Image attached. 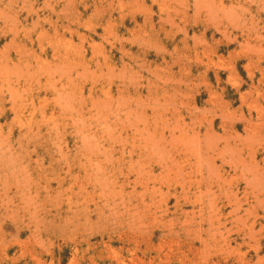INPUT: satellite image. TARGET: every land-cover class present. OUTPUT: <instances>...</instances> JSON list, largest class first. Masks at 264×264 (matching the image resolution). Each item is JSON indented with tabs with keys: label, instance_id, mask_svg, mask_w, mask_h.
Masks as SVG:
<instances>
[{
	"label": "rangeland",
	"instance_id": "374dc122",
	"mask_svg": "<svg viewBox=\"0 0 264 264\" xmlns=\"http://www.w3.org/2000/svg\"><path fill=\"white\" fill-rule=\"evenodd\" d=\"M0 264H264V0H0Z\"/></svg>",
	"mask_w": 264,
	"mask_h": 264
}]
</instances>
